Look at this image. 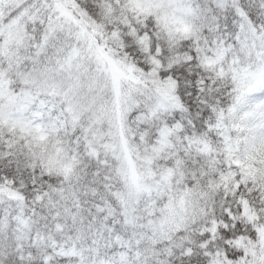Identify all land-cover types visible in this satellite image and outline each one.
Returning <instances> with one entry per match:
<instances>
[{"label": "snow or ice", "instance_id": "6c2138e0", "mask_svg": "<svg viewBox=\"0 0 264 264\" xmlns=\"http://www.w3.org/2000/svg\"><path fill=\"white\" fill-rule=\"evenodd\" d=\"M0 264H264V0H0Z\"/></svg>", "mask_w": 264, "mask_h": 264}]
</instances>
